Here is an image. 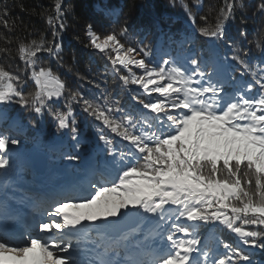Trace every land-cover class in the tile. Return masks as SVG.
Here are the masks:
<instances>
[{
    "label": "snow or ice",
    "instance_id": "snow-or-ice-1",
    "mask_svg": "<svg viewBox=\"0 0 264 264\" xmlns=\"http://www.w3.org/2000/svg\"><path fill=\"white\" fill-rule=\"evenodd\" d=\"M181 4L195 32L213 42L209 46L185 51L193 38L165 36L157 49L133 42L127 26L101 33L88 25L86 47L105 58V73L130 101L99 84V95L89 98L41 65V53L63 63L57 42L66 30L63 0L42 13L52 40L43 34L16 39L24 70L0 66V105H19L36 116L47 110L57 131L70 134L76 152L82 142L78 106L97 122L105 159L89 168L101 181L89 182L94 191L88 195L69 191L45 206L36 201L41 219L19 236L0 228V264H254L251 250H264V24L259 39L248 41L261 52L254 63L243 41L226 34L227 23L245 7L242 0H223L214 22L210 12L199 16L202 24ZM253 15L264 17V0ZM7 17L4 11L0 24L11 32L16 25ZM238 35L247 38L244 30ZM0 40L13 43L10 36ZM11 52L0 47V53ZM29 81L33 91L25 90ZM60 100L64 110L55 107ZM0 122H8L5 109ZM12 130H0L5 171L9 146L20 144L8 134ZM62 157L80 159L72 152ZM102 170L115 179H105ZM203 225L215 226L210 242L200 234Z\"/></svg>",
    "mask_w": 264,
    "mask_h": 264
},
{
    "label": "trees",
    "instance_id": "trees-1",
    "mask_svg": "<svg viewBox=\"0 0 264 264\" xmlns=\"http://www.w3.org/2000/svg\"><path fill=\"white\" fill-rule=\"evenodd\" d=\"M183 3H187L193 13L197 14V24H202L199 16L208 15L210 12L209 20L214 22L216 11L223 0H183ZM242 3L245 7L237 9L234 18L227 23L226 34L228 38H234L237 42L243 41V47L249 50L255 63L261 52L254 43L250 44L248 41L259 39L257 29L264 24V17L253 15L259 0H242ZM52 6L53 0H0V15L7 11L9 22L16 25L15 29L9 32L0 24V35L10 36L13 39V43L10 45L5 44L4 40H0V47L12 49L11 55L0 53V66L13 73L24 70V64L16 55L17 38L27 41L38 39L43 34L46 39L52 40L46 15H42V13H46V10L51 12ZM63 9L66 30L57 39V42L61 44L60 56L63 58V63L49 57L47 53L38 54L40 63L50 67L54 73L64 79L70 90L80 91L82 95L89 98H92L94 94L99 95L100 89L94 87L95 84H99L108 92L114 94L119 92L121 97L130 101V95L121 92L112 82V77L105 73L104 69L107 65L105 58L86 47L85 31L90 24L95 31L101 33L127 26L129 38L133 42L143 41L154 45L157 49L166 43L165 36H171L176 41L185 36L193 38L194 43L186 44L185 51L199 50L213 43L204 41L192 28L191 22L187 19V13L183 10L181 0H175V2L174 0H63ZM242 20L245 22L241 23ZM238 30H244L247 38L240 37ZM176 50V45L172 44L173 54ZM221 51L223 52L224 49L221 48ZM27 75L25 73V78ZM78 77H83V79ZM29 85L25 90L33 91L34 84L29 81ZM64 103V100H60L55 107L64 110ZM73 107L82 141L79 152L74 149L75 142L70 139V134L57 131L47 110L43 116H36L35 113L21 108L19 105H0V109H5L8 116L7 123L0 122V130L12 126L13 130L8 134L18 138L19 145L25 148L34 147V145L40 146L42 153L48 159V166L53 169H51L52 172L47 171L45 174L49 180L61 177L63 171L71 175L82 173L81 162L86 158L93 165L95 162L105 159L102 152L103 144L98 140L96 133L97 122L83 113L78 106L74 105ZM13 121H15L14 125ZM57 137L63 141L59 142ZM63 152L77 154L80 159L69 162L63 159ZM18 165L21 167V162H18ZM112 173L113 179H115V173ZM25 174L28 179L40 178L31 167ZM97 177L100 182L101 175L98 174ZM9 182L14 184L12 180ZM75 191L74 195L84 196L77 188ZM212 226L203 225L200 228L202 238L209 239V242L211 238L209 231L214 229ZM224 231L226 232V230ZM251 251L254 253V264H264V250L254 249Z\"/></svg>",
    "mask_w": 264,
    "mask_h": 264
},
{
    "label": "rangeland",
    "instance_id": "rangeland-1",
    "mask_svg": "<svg viewBox=\"0 0 264 264\" xmlns=\"http://www.w3.org/2000/svg\"><path fill=\"white\" fill-rule=\"evenodd\" d=\"M57 138H59V142L63 141L60 137ZM9 155L11 156V166L7 171L0 169V212L11 211L14 217L22 213L25 208L30 207V204L33 203L32 201L35 200L34 198L31 200L29 199L28 192H32L37 198L41 196L43 192L47 191V194L50 195L49 199L46 201L48 202L50 198H59L61 193L71 191V193L75 194L76 191L74 188H78L79 191H82L83 195L86 196L94 191L90 188L89 182H99L97 175H100V173L93 174L89 171L93 163L88 158L81 162L82 173L71 175L63 171L61 177L49 180L45 176L46 173L38 179H28L25 174L32 166V162L36 157L43 155L46 157V155L42 153L40 146L34 145V147L29 148L22 147V145L9 146ZM18 162H21V167H19ZM51 169L52 168L48 166L47 159V171L52 172L53 169ZM102 171L106 179H113V173L111 171ZM9 180L14 181V184H12V182L10 184V182H8ZM31 181L32 183H30ZM5 183L8 185L7 188L3 187ZM41 200L45 202L43 198H41ZM46 202L42 203L44 204L42 206H45ZM34 210L38 211L36 208H34ZM34 217L41 219L39 214L34 215ZM1 225H4L3 228H7L11 231V229L16 226V221L13 217L5 219L0 213V226ZM212 227L214 228L215 226L213 225ZM209 233V237H211L212 232L209 231Z\"/></svg>",
    "mask_w": 264,
    "mask_h": 264
},
{
    "label": "water",
    "instance_id": "water-1",
    "mask_svg": "<svg viewBox=\"0 0 264 264\" xmlns=\"http://www.w3.org/2000/svg\"><path fill=\"white\" fill-rule=\"evenodd\" d=\"M57 139L59 140V138ZM32 169L37 175L39 176L44 175L47 170L46 157L44 155L36 157L32 162Z\"/></svg>",
    "mask_w": 264,
    "mask_h": 264
}]
</instances>
